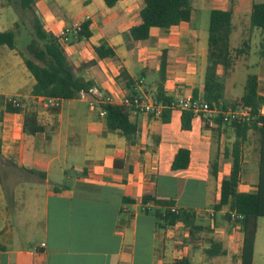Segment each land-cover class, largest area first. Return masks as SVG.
Segmentation results:
<instances>
[{"label": "crops", "instance_id": "obj_1", "mask_svg": "<svg viewBox=\"0 0 264 264\" xmlns=\"http://www.w3.org/2000/svg\"><path fill=\"white\" fill-rule=\"evenodd\" d=\"M231 1L191 0V21L170 28L152 27L144 40L130 36V29L141 22L144 0H118L113 6L105 0H35L34 7L44 28L55 36L67 24L90 22L91 36L72 40L65 50L79 67L77 75L94 83L92 94L121 97L146 90L154 95L162 83L166 95L178 98L193 95L195 90L199 97L203 95L209 27H197L201 11L232 10ZM0 3V12L11 5L8 0ZM103 41L114 48L115 57H98L95 47ZM247 52L239 59H247L250 48ZM258 69L262 94L261 55ZM128 76L134 80L130 87L126 85ZM140 78H144L142 85ZM28 79L22 88L24 95L19 94L23 110L9 113L5 106L0 108V264H176L183 258L190 264H241L244 234L237 223L223 216L207 225L198 222L200 210L208 203L213 206L222 179L231 171L236 138L232 124L217 121L208 128L195 116L192 128L185 130L180 110H171L165 121L162 115L127 107L130 120L138 126L129 141L119 130L109 129L105 116L99 120L82 94L61 100L56 107L46 97L33 95L35 78ZM30 111L46 131H24L25 115ZM71 138L76 139L71 143ZM181 147L190 150V164L173 170ZM242 155L239 189L255 191L259 152L243 151ZM213 162L217 163V176L211 172ZM33 170L44 171L46 177ZM26 179L46 183L44 235L31 248L13 247L9 201L15 184ZM145 193L195 212V227L182 221H160L155 211L164 213L165 208L151 202V208L145 210ZM214 241L225 254H208Z\"/></svg>", "mask_w": 264, "mask_h": 264}, {"label": "trees", "instance_id": "obj_2", "mask_svg": "<svg viewBox=\"0 0 264 264\" xmlns=\"http://www.w3.org/2000/svg\"><path fill=\"white\" fill-rule=\"evenodd\" d=\"M107 5L113 6L118 0H105ZM35 0H20V7L26 13L30 12L32 16V40L27 45V56L23 55L24 63L27 69L35 78L32 88V94L46 98H59L67 100L79 97L82 92L86 93L87 99H97L98 96L92 94L90 89L93 87L92 81H86L77 75L79 67L69 58L65 45L54 34L48 32L37 16ZM1 6V3H0ZM194 8L191 0H144L142 7L141 22L130 29V36L134 40H144L150 36L152 27L170 28L179 24L181 21H191ZM231 9L214 8L211 11L209 25V64L207 67L202 98L211 105L213 103H222L223 107H228L225 103L223 94V83L218 78L219 67L222 66L224 73L229 74L235 69L236 61L247 54L250 44L244 41L240 47L232 48L230 45L231 33ZM24 21V19H23ZM250 24L252 27L264 29V2L252 1L250 12ZM19 23L15 22V30L9 29L0 31V46L7 45L15 49V35L18 31ZM92 34L90 22L83 23V29L79 38H89ZM99 58L115 57L116 52L106 41L101 42L95 47ZM260 55L264 57V41L260 45ZM164 62L162 63L161 73H164ZM122 76H126L123 72ZM127 86H132L134 80L127 77ZM154 96L165 102H170L173 98L166 95L162 83H159ZM194 99L199 98L197 91H194ZM231 107H248L256 118L250 123H233L236 134L235 141L231 149L232 168L229 175L221 181L218 195L213 202L215 213L222 212L224 208L234 210L243 217L239 221L240 228L244 234L243 246L240 253L241 264H253L254 245L258 229L257 219L264 216V115L258 113L259 108L264 104V93H259V82L257 74L248 75L244 87V92L231 102ZM106 109V122L111 130H119L126 138L131 141L138 130L136 123L129 118L126 106L116 104H103ZM23 110L22 103L14 105L12 102L5 103V111L9 113H19ZM171 109L167 108L162 113L165 121L170 119ZM195 117L193 110L182 111V128L190 130L192 120ZM219 125L222 124L220 118L217 119ZM205 126L209 125L205 122ZM257 134L259 152L258 161V182L255 191H244L239 189L242 170L243 147L250 132ZM24 131L30 134L46 131V126L41 124L35 112H27L24 121ZM191 159L190 150L181 147L172 163V169H185L189 166ZM217 163H212V174L217 176ZM41 178L46 174L41 170H33ZM148 202H153L158 206L165 208V212L156 209L155 215L160 221L174 224L176 221H182L185 225L194 226L196 213L193 211L182 210L179 214L169 210L173 204L171 200H158L152 193H145L142 197L144 209ZM222 216L230 219V214L224 212ZM195 227V226H194ZM192 231V230H191ZM3 246L0 244V249ZM226 251L221 248L217 241L212 243L208 250L211 256L225 254ZM176 264H190L187 259L178 260Z\"/></svg>", "mask_w": 264, "mask_h": 264}, {"label": "rangeland", "instance_id": "obj_3", "mask_svg": "<svg viewBox=\"0 0 264 264\" xmlns=\"http://www.w3.org/2000/svg\"><path fill=\"white\" fill-rule=\"evenodd\" d=\"M251 1L232 0L230 2L233 4L230 45L232 48L240 47L244 41H248L250 44V55L247 59H238L235 69L231 73L225 74L223 68L218 71V78L224 84L223 94L225 104L228 107H231L230 103L243 94L248 75L257 74L259 70L261 34L264 29L252 27L250 24ZM257 1L264 2V0ZM8 2L11 5L4 6V11L0 12V31L15 30L16 21L19 23V27L15 35V49H11L7 45L0 47V94L3 93V95L8 96L5 99L0 96V108L5 106L6 99L9 97H17L23 106V100L20 99L22 96L19 94L24 95L22 88L26 87L29 81L28 77L34 80L23 58V55H28L27 45L33 38L31 33L32 16L29 11L25 13L21 9L20 0H8ZM201 12L202 19L197 22V27H209L211 13L205 10ZM83 108L87 109L89 107L84 105ZM93 108L96 116L101 120L100 108ZM75 139L71 138V143ZM257 147V134L251 130L250 137L245 142L243 151L253 153L257 151ZM65 157L66 155L64 154V159ZM68 168L72 169L71 167ZM250 169L253 171L254 166H251ZM45 188L46 183L44 181L38 182L33 179L22 180L15 184L14 192L9 201L13 223L11 232L13 247L31 248L35 242L42 239L44 235L43 208L45 204ZM212 208L211 203L202 207L200 210L201 216L198 220L200 224H211L215 220L222 218L221 212L216 213L215 217H211L208 211L210 209L213 210ZM257 223L258 229L254 249L255 264H264V216H259Z\"/></svg>", "mask_w": 264, "mask_h": 264}, {"label": "built area", "instance_id": "obj_4", "mask_svg": "<svg viewBox=\"0 0 264 264\" xmlns=\"http://www.w3.org/2000/svg\"><path fill=\"white\" fill-rule=\"evenodd\" d=\"M83 23L84 22L82 21H76L72 24L65 25L58 31L56 37L64 44L70 43L72 40L79 38L80 32L83 29ZM138 83L140 85L144 84V78H140ZM93 91V88H91L90 92L92 93ZM81 94L86 98L85 92H82ZM96 96H98L97 99H86L92 107L100 108V116H106V109L102 107L103 104H116L153 116L162 115L163 111L167 108L180 111L191 109L194 111L195 116H200L208 125L216 124L218 118H220L223 123L229 124L250 123L256 118V115L252 114L248 107H223L222 103H213L211 105L202 97L194 99L193 95L173 98L170 102L158 99L146 90L125 94L121 97H115L112 94L104 95L101 93H97ZM47 99L56 107L60 105L61 99L59 98ZM6 102H12L14 105H18L20 103L17 97H9L6 99ZM258 113L260 115H264V104L259 108ZM145 207L148 209L151 208V202L146 203ZM169 210L173 213L179 214L183 209H180L175 205H171L169 206ZM227 212L230 214L231 221L240 226L239 221L243 216L234 210H227ZM210 216L214 217L215 212L212 211Z\"/></svg>", "mask_w": 264, "mask_h": 264}]
</instances>
